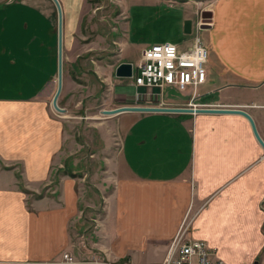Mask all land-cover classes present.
<instances>
[{"label":"crops","instance_id":"crops-1","mask_svg":"<svg viewBox=\"0 0 264 264\" xmlns=\"http://www.w3.org/2000/svg\"><path fill=\"white\" fill-rule=\"evenodd\" d=\"M57 1L63 88L73 81L63 58L70 62L89 0ZM209 12L199 31L207 49L201 92L186 86L178 88L190 87L185 96H166V85L153 95L115 75L103 104L241 108L264 141V0H213ZM186 18L188 44L196 21L183 9ZM57 20L54 0H0V264H159L182 223L215 256L264 264V149L239 112H103L119 138L107 160L112 187L93 234L78 233L88 199L81 177L61 172L64 120L49 103ZM120 61L133 62L130 54Z\"/></svg>","mask_w":264,"mask_h":264},{"label":"rangeland","instance_id":"rangeland-1","mask_svg":"<svg viewBox=\"0 0 264 264\" xmlns=\"http://www.w3.org/2000/svg\"><path fill=\"white\" fill-rule=\"evenodd\" d=\"M212 3L213 0H89L70 62L63 58V72L73 81L68 78V85L63 84L57 102L67 110L59 112L52 107L63 116L65 127L60 167L77 170L81 187L85 188L84 197L88 199L85 219L76 223L78 233L84 232L89 237L93 234L94 218L101 216L100 198L112 187L107 160L117 150L119 138L113 117L102 109L109 108L103 102L110 103L112 98V81L117 78L115 66L129 54L135 64L140 56V43L170 40L186 47L190 42L187 44L188 36L183 30V9L196 22L204 18L209 24L210 15L202 13L209 12ZM57 39L58 29L56 43ZM55 88L51 90L49 103ZM190 90L168 86L165 95L181 97ZM197 90L201 92L203 85L199 84ZM91 261L84 263L100 264Z\"/></svg>","mask_w":264,"mask_h":264},{"label":"built area","instance_id":"built-area-1","mask_svg":"<svg viewBox=\"0 0 264 264\" xmlns=\"http://www.w3.org/2000/svg\"><path fill=\"white\" fill-rule=\"evenodd\" d=\"M208 22L201 18L196 22L190 43L181 48L178 43L164 40L146 45L132 64V80L136 87H145L148 94L161 96L166 85L177 88L191 86L193 93L199 84L207 79L205 63L207 49L199 31ZM134 66L136 70L134 71ZM151 89V90H150ZM147 94V95H148ZM141 92L136 91L138 99ZM195 106V105H193ZM67 260L72 257L65 254ZM93 263H104L92 260ZM159 264H233L214 255L207 243L189 234V223H182L167 245L166 252Z\"/></svg>","mask_w":264,"mask_h":264},{"label":"water","instance_id":"water-1","mask_svg":"<svg viewBox=\"0 0 264 264\" xmlns=\"http://www.w3.org/2000/svg\"><path fill=\"white\" fill-rule=\"evenodd\" d=\"M10 1V0H9ZM57 11H58V39H57V77H56V88L51 98L52 107L59 111L64 112L65 108L60 106L57 102L58 96L62 89V38H61V10L57 0H54ZM203 16L210 15V12L202 13ZM184 31L189 33L191 31V20L186 18L184 20ZM114 74L118 77H131L132 76V62L121 61L114 69ZM121 110H165V111H209V112H239L245 115L252 126L253 132L264 149V141L258 134L254 122L250 115L241 108H230V107H210V106H153V105H121L113 108H104V113H115Z\"/></svg>","mask_w":264,"mask_h":264},{"label":"trees","instance_id":"trees-1","mask_svg":"<svg viewBox=\"0 0 264 264\" xmlns=\"http://www.w3.org/2000/svg\"><path fill=\"white\" fill-rule=\"evenodd\" d=\"M64 173H67L71 176H76V175H79V173L77 172L76 169H72V167H64L61 169Z\"/></svg>","mask_w":264,"mask_h":264}]
</instances>
